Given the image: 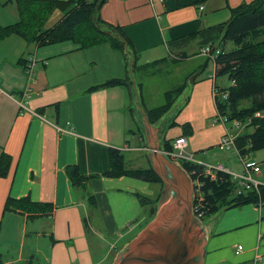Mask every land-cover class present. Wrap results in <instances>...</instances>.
I'll use <instances>...</instances> for the list:
<instances>
[{
  "label": "crops",
  "instance_id": "crops-1",
  "mask_svg": "<svg viewBox=\"0 0 264 264\" xmlns=\"http://www.w3.org/2000/svg\"><path fill=\"white\" fill-rule=\"evenodd\" d=\"M250 1L105 0L97 9V17L122 28L137 56L135 63L109 44L78 49L72 42H63L38 48L33 45L34 51L17 36L0 43V153L10 158L8 174L0 178V233L4 219L9 217L7 229L13 230L14 241L21 235L12 264H33L37 254L45 264H113L118 253L154 219L162 183L104 177L111 169V149L120 151L124 158L136 152L151 168L148 145H156L165 153L164 143L172 145L175 138L183 136L182 125L187 124L191 133L185 136L186 151L195 164L222 167L232 174L242 171H234L227 156L216 151L227 127L213 121L216 107L212 87L217 80L214 71L204 73L206 65L198 63L200 50L190 55L195 51L192 48L200 49L198 40L175 42L225 24L230 8ZM56 17L55 23L61 17L59 11ZM0 24L13 23L1 17ZM169 42L173 46H168ZM30 56H35L36 66L29 78L24 64ZM182 56H186L184 64L195 62L186 74L188 85L184 84L182 101L171 105L146 132L145 110L156 107H145L138 93L142 87L130 76L134 70L174 63ZM109 79L124 80L125 85L87 91ZM10 96L14 100L23 98L25 106L45 120L29 113L19 114ZM212 152L217 155L215 159ZM68 166L77 167L83 176H99L87 183L96 210L74 190L65 171ZM259 178L260 175L255 177L258 182ZM136 193L152 203L141 206ZM25 197L32 203H50L52 209L32 218L17 211L4 212L7 198ZM195 197L198 194L194 189V200ZM153 207L156 212L149 217ZM201 225L211 226L202 264H264V205L221 209ZM45 226L49 233L40 238L37 231ZM44 237L47 238L40 248L48 251L38 249Z\"/></svg>",
  "mask_w": 264,
  "mask_h": 264
},
{
  "label": "trees",
  "instance_id": "trees-1",
  "mask_svg": "<svg viewBox=\"0 0 264 264\" xmlns=\"http://www.w3.org/2000/svg\"><path fill=\"white\" fill-rule=\"evenodd\" d=\"M104 1L8 0V3L13 2L15 4L18 20L16 23L7 26L0 24V43L11 36H17L26 44L34 45L36 48L63 42H72L78 46V49L109 44L113 50L132 58V62L135 63L137 56L122 28L109 25L97 17V9ZM229 10L230 18L225 24L202 29L175 43L196 38L200 49L208 45H216L220 48L222 54L215 61L214 76L218 78L226 75L229 81L235 82V86L229 88L226 102H217V111L221 115L229 117L230 120L245 121L254 113H261L264 110V0H252ZM54 11L60 12V19L51 28H45ZM228 43L233 44V50H224ZM171 44L173 46L172 42H169L168 46ZM185 57L176 59L182 61ZM124 85V80L109 79L90 87L87 91ZM183 90L184 86L175 90L173 95H178ZM167 94L165 93L167 100L165 105L151 110L144 109L150 124L158 122L172 108L171 99ZM250 126L253 127L251 134L236 138L237 148L242 155L264 149V116L251 119L247 127ZM182 129L184 131L183 136L191 133L190 126L187 124L182 125ZM172 150L171 143L165 142L164 152L169 153ZM109 155L111 169L104 174V177H128L150 184H161L160 179L151 168H127L124 155L118 150L111 149ZM180 166L199 185L200 199L195 201L194 212L200 221H204L221 209L237 208L249 204L256 205L259 200L264 202V188H260L258 192L248 191L236 194V187L228 174L216 171L215 178L210 179V177L204 176L202 167L195 163L180 161ZM9 167V156L1 152L0 178L7 176ZM65 171L74 190L78 194H82L88 205L96 210V202L93 194L87 189V183L99 176H83L74 166L66 167ZM134 196L141 206L152 203L142 194L136 193ZM51 209L50 203H32L27 197L21 199L7 198L4 205V212L17 211L27 214L30 218L46 214ZM155 212L156 208H151L149 217H153Z\"/></svg>",
  "mask_w": 264,
  "mask_h": 264
},
{
  "label": "water",
  "instance_id": "water-1",
  "mask_svg": "<svg viewBox=\"0 0 264 264\" xmlns=\"http://www.w3.org/2000/svg\"><path fill=\"white\" fill-rule=\"evenodd\" d=\"M143 126L146 132L151 130L147 118ZM147 151L151 169L162 183L158 212L113 264H202L211 226H202L195 216L193 180L158 146L148 145Z\"/></svg>",
  "mask_w": 264,
  "mask_h": 264
},
{
  "label": "rangeland",
  "instance_id": "rangeland-1",
  "mask_svg": "<svg viewBox=\"0 0 264 264\" xmlns=\"http://www.w3.org/2000/svg\"><path fill=\"white\" fill-rule=\"evenodd\" d=\"M7 1L8 0H0V6L2 8L3 6H7L5 10H2V8L0 7V18L2 17L9 24L10 23L14 24L18 20L17 9L13 2L8 3ZM2 2L4 3L1 4ZM57 14H58V11H54L52 13V15L47 21L46 28L51 27L55 23V21L57 20V17H56ZM15 40H17V38ZM27 46L35 51V47L33 45H30V46L27 45ZM233 49H234V46L231 43H228L224 47L225 51H231ZM191 50H195L194 52L190 51V55H193L196 52L198 53L199 49L192 48ZM192 63H195V62H187L184 64V61H174V63L166 62L165 64L159 67L154 66V67L147 68L144 70H138V71L134 70L130 78L133 79L135 83L140 85V87H142V91L138 90V93L141 92L140 94L143 96V102H144L145 107L154 108V107L165 105L167 102L165 98V93H168L167 95L170 97L172 105H174V103L176 105L179 102H181L182 94L184 91H186V89H184L183 92H181L178 95H173V92L176 89L180 88L179 85L184 86V84L185 85L187 84L186 80L188 77L186 76V74H188L191 71ZM198 63L202 67L206 65V69L204 70V73H208L213 70L212 63L208 61L207 58L201 57ZM216 85L222 88H226V87H229L230 81L228 80V77L226 75H222L217 78ZM182 104H184V102ZM260 114L263 117L264 110L261 111ZM227 129L230 130L229 132L233 136L240 135V137H246L247 135L253 132V127L251 126L250 127L246 126L240 129H234L229 124L227 125ZM218 149H216L217 152H220L218 154H223L227 156L228 162L230 163L234 171L241 170L242 164L234 152L221 151V150L218 151ZM212 155L213 156L215 155L214 159L217 157V155L214 152H212ZM245 161L252 163V164H257L259 166L260 168L259 181L260 183L264 184V149L246 154ZM125 163H126V167H134V168H138V167L147 168L148 167L146 161L145 162L141 161L140 154L136 152L125 154ZM130 165H133V166H130ZM155 187L156 189H158V185ZM157 192L158 191H156V194L154 197L157 196ZM7 218L9 217H6V219H4L3 221V224L1 227V233H0V264L1 262L7 263V264L13 263V259H16V258H13V252L14 250L15 251L18 250L20 246V242H21L20 234L17 236V240L14 241L13 235H11L13 230L7 229L8 227ZM47 228L48 226H45L42 229L41 228L38 229L37 233L39 234L40 238H42L44 234L47 235V233H49V230H47ZM46 238L47 237H44V240L42 239L40 240L38 249L40 247H43ZM21 248H22V245H21ZM40 249H43L44 251H48L47 249H44V248H40ZM35 258L37 260L34 261L33 264H45L44 259L41 257V255L37 254ZM19 264H22V263H19Z\"/></svg>",
  "mask_w": 264,
  "mask_h": 264
},
{
  "label": "built area",
  "instance_id": "built-area-1",
  "mask_svg": "<svg viewBox=\"0 0 264 264\" xmlns=\"http://www.w3.org/2000/svg\"><path fill=\"white\" fill-rule=\"evenodd\" d=\"M162 1V0H160ZM202 7H199V10H202ZM222 52L220 48L213 46V45H208L200 49L199 55L207 58L208 61L212 63L213 66V71H214V64L219 55H221ZM36 66V59L35 56H30L27 58L24 64V72L25 74L30 78L33 75V70ZM235 86V82L233 80H230V85L229 87L222 88L216 85L215 80L213 81V87H212V96L215 102V107H216V115L214 117V123H219L223 126L231 125L232 128L234 129H240L243 127H246L248 124H250L251 119L254 118H261V114L259 112L254 113V115L250 118H247L245 121H240L238 119H229L226 115H221L217 111V102H226L228 100V95H229V88H232ZM29 91L27 89L26 93ZM23 93V97H27V94ZM10 99H13V96H10ZM14 102L18 105L19 107V114L22 113H29L31 116L39 118L41 120H45L42 115L35 111H30L26 106H25V101L23 98H20L19 100H14ZM236 138L237 136H233L230 134L229 130L226 129L225 134L221 137L219 143H218V148L221 151H232L234 152L237 157L239 158V161L242 164V171L238 174H232L229 173L227 170H225L222 167L214 168L211 166H201L203 169V174L204 176L210 177V179L215 178V172L216 171H221L225 174H228L230 177L231 182L234 183L235 185V192L236 194H241L245 193L248 191H256L258 192L260 188H264V184H261L258 182L255 177L260 175V168L257 164H252L247 161L246 155H242L239 148H237L236 145ZM172 152L169 153H164L166 156H168L169 159L174 160V161H185L188 163H195L192 155L189 154L186 150L188 148V141L187 137L185 136H179L173 140L172 143ZM193 184L195 186V190L198 194V197H195L194 204L196 200L200 199V195L198 193V183L193 181ZM197 186V187H196ZM193 204V206H194ZM264 205V202L259 200V202L255 205L256 207H261ZM195 213V212H194Z\"/></svg>",
  "mask_w": 264,
  "mask_h": 264
}]
</instances>
